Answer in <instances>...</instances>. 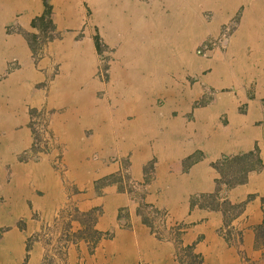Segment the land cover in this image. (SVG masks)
Instances as JSON below:
<instances>
[{"label": "rangeland", "instance_id": "obj_1", "mask_svg": "<svg viewBox=\"0 0 264 264\" xmlns=\"http://www.w3.org/2000/svg\"><path fill=\"white\" fill-rule=\"evenodd\" d=\"M15 1L0 0V29L8 35L23 37L34 64L46 57L52 46L63 44L70 36L72 47L77 46L76 56L89 63V72L98 85L94 96L96 107L105 105L112 109L118 104L124 105L125 101L138 100L139 77L169 59L177 63V69H184V62L193 63L183 80L176 82L184 94L190 92L192 99L187 101L190 116L212 106L220 92L230 89L224 85L213 87L204 77L213 72V62L229 60L231 42L241 26L245 6L225 14L223 2L216 4V0H39L41 13L31 18L29 29H26L20 21L24 15L22 11L5 14L3 5H13ZM202 62L208 65H201ZM48 66L53 68L48 72L49 78L67 73L60 70V63L51 55ZM16 67L17 61L9 60L6 73ZM46 84L41 85L46 87ZM154 105L163 109L165 98L155 97ZM58 111L62 110L28 109L30 143L18 154L4 148V132H0V160L11 155L16 166L42 165L58 177L63 189L61 201L42 203L43 192L31 188V194L39 197L38 200L28 199L26 204H0V264H190L191 255L196 256L200 264H264V251L261 254L254 245L256 227L261 221L252 228L247 242L242 240L244 225L236 223L245 202L252 196L244 202L228 199L230 190L245 182L250 166H255L253 171L264 169L258 147L242 155L222 154L211 164L217 175L214 193L189 199L190 210L220 212L221 223L215 233L233 252L214 258L198 250V244L206 240L205 235L185 242L183 236L191 224L178 221L164 208L148 203V189L154 179L153 159L143 166L140 182L131 176L132 152L107 158L97 151L88 156L89 164L97 161L116 164L118 172L95 178L92 193L68 179L64 156L70 145L62 142L51 127ZM132 118L128 116V120ZM202 157L203 154L196 152L174 167L186 171ZM98 168L92 166L91 169L97 172ZM7 169L9 172L10 167ZM108 186L124 194L129 205L116 211L113 226L102 229L99 222L105 216V209L101 198L106 196L104 189ZM0 197L5 198L3 193ZM263 197L259 199L260 207ZM82 204L97 205L87 209ZM138 224L164 246L162 252L146 245L141 247L144 255L138 251ZM128 232L131 233L129 237L125 236ZM240 240L244 243L240 244ZM150 249L158 255H149Z\"/></svg>", "mask_w": 264, "mask_h": 264}, {"label": "crops", "instance_id": "obj_2", "mask_svg": "<svg viewBox=\"0 0 264 264\" xmlns=\"http://www.w3.org/2000/svg\"><path fill=\"white\" fill-rule=\"evenodd\" d=\"M38 1L16 0L15 4L3 5V8H6V15L11 11H22L24 15L20 21L29 29L31 18L41 13ZM218 2H223L225 14L233 10L232 14L237 7L245 6L241 26L231 42L229 60L213 62V72L204 77L213 87L224 85L230 89L220 92L212 106L196 111L193 116L189 115L187 105L192 99L190 92L185 95L181 86L176 84L183 80L190 67L189 61L184 62V69H177L173 59L151 67L150 72L138 79V100L125 101L124 105L118 104L112 109L105 105L96 107L94 96L98 85L89 72V63L76 56L77 46L72 47L70 36L63 44L52 46L50 53L34 64L23 37L8 35L0 29V132H4V148L18 154L28 147V109H61L51 127L62 142L70 145L64 156L68 179L92 193L95 178L118 172L116 164L107 165L100 161L89 164L88 156L97 151L107 158L132 152L129 160L131 176L140 182L143 166L153 159L154 179L148 189V203L164 208L178 221L191 224L183 236L185 242L205 235L204 243L198 244V250L205 255L214 258L222 253L231 255L232 249L226 247L215 233L221 223L220 212L190 210L189 199L214 193L217 175L211 164L222 154L242 155L258 147L260 159L264 161V0H216V4ZM50 55L60 63V70L67 73L49 78L48 72L53 70L48 66ZM13 59L18 67L6 73L7 62ZM201 65L208 64L202 62ZM69 70L71 74H68ZM44 82H47L46 87L41 85ZM158 96L166 100V106L161 110L154 105V98ZM128 116L134 118L128 120ZM196 152L203 157L186 171L174 167ZM92 166L99 167L97 172L91 169ZM7 177L11 179L6 180ZM31 188L43 192L42 203L61 201L63 195L62 184L50 169L33 164L16 166L11 155L0 160V194L5 196L0 197V204H26L28 199L38 200L39 197L31 194ZM104 192L106 196L101 201H104L105 216L99 222L102 229L113 226L116 211L129 205L127 197L114 186L106 187ZM249 196L252 198L246 201ZM262 196L264 169L249 172L245 182L228 193V199L232 201H246L243 213L236 219V223L246 229L242 238L246 242L252 228L262 221L259 200ZM82 205L89 209L97 204ZM136 229L141 254L144 255L143 245L163 251L164 246L139 224ZM130 234L128 232L125 236ZM157 251L150 249L149 255H158Z\"/></svg>", "mask_w": 264, "mask_h": 264}, {"label": "trees", "instance_id": "obj_3", "mask_svg": "<svg viewBox=\"0 0 264 264\" xmlns=\"http://www.w3.org/2000/svg\"><path fill=\"white\" fill-rule=\"evenodd\" d=\"M250 156H252L250 154ZM255 167V166H254ZM253 166H250V168L246 171V173L256 170ZM261 209H262V213H263V218L261 223L256 227V236L254 239V245H255V249L256 251H260L261 254L264 251V197L261 199ZM239 243L241 244L242 241L240 240ZM189 259H191L190 264H200L198 262H196V256H189ZM193 261V262H192ZM246 262H248V260H245ZM245 262V263H246Z\"/></svg>", "mask_w": 264, "mask_h": 264}]
</instances>
